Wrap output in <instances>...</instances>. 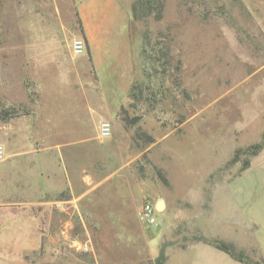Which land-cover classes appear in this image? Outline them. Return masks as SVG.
<instances>
[{"label":"rangeland","instance_id":"rangeland-1","mask_svg":"<svg viewBox=\"0 0 264 264\" xmlns=\"http://www.w3.org/2000/svg\"><path fill=\"white\" fill-rule=\"evenodd\" d=\"M6 1L13 7L0 0V13ZM121 1L133 19L122 54L135 71L143 68L122 90L107 138L98 125L110 119L90 108L105 90L119 96L121 89L95 85L86 50L74 55L81 31L72 1L59 0L47 15L58 28L60 67H84L83 86L71 71V89L7 87L2 67L25 66L15 41L0 40V114L36 106L6 105L7 98L71 94V202L61 190L50 220L59 226L57 247L30 252L26 264H43V254L54 264H71V256L154 264L163 242L208 234L241 237L247 256L264 264V0H144L138 17V0ZM102 58L121 67L117 54ZM56 118L62 131L66 120ZM145 202L155 206V225L139 218ZM176 247L166 250L171 262Z\"/></svg>","mask_w":264,"mask_h":264},{"label":"crops","instance_id":"crops-1","mask_svg":"<svg viewBox=\"0 0 264 264\" xmlns=\"http://www.w3.org/2000/svg\"><path fill=\"white\" fill-rule=\"evenodd\" d=\"M71 1L86 53L93 64V67L85 69L94 74L95 85L121 89L119 96L113 95L114 91L111 96L105 90L104 97L95 103L98 106L90 108L99 117L110 119L108 121L113 127L114 106L124 100L122 90L131 87L137 78L135 72L141 73L143 68L135 71L130 62H125L122 54L128 31L131 36L132 11L121 0ZM10 2L13 3L12 8L8 7L7 1L2 5L0 40L5 35V38L15 41L21 51L20 62L25 67H2L6 86L54 89L55 92L61 87L71 89V71L75 77L72 81L77 79L83 86L79 73L84 71V67H60L58 28L54 30L47 15L50 8L58 7L59 0ZM4 24L11 27L7 29ZM110 52L121 57V67L109 66L102 58ZM27 57L35 67H26L28 63L24 59ZM4 103L36 105L30 111L0 114V144L4 149L3 159L0 160V181L3 184L0 188V264H26L30 252L57 247L59 226L50 220L62 202L61 190L65 189L70 194L69 199L63 202H71V94L62 97L38 95L33 99L20 96L18 99L7 98ZM57 113L67 123L62 131ZM61 135L70 138L64 142ZM208 235L203 236L208 240L225 241L213 234ZM205 239L178 240L170 246H177L180 255L172 258L171 262L166 251L168 246L163 264H245ZM226 242L246 255L250 252L246 248L249 245L241 237ZM42 257L43 264L56 262L52 256L43 254ZM102 260L95 264H125ZM71 264L92 262L71 256Z\"/></svg>","mask_w":264,"mask_h":264},{"label":"built area","instance_id":"built-area-1","mask_svg":"<svg viewBox=\"0 0 264 264\" xmlns=\"http://www.w3.org/2000/svg\"><path fill=\"white\" fill-rule=\"evenodd\" d=\"M72 51L74 55H80L85 51V41L83 37H75L72 41ZM112 131V125L111 122L108 120H102L100 121L98 125V136L101 138H107L110 136ZM4 149L3 146L0 144V160L3 159ZM156 209L153 204L150 202H145L142 204L139 212V218L140 220L148 225L152 226L157 223V217H156Z\"/></svg>","mask_w":264,"mask_h":264},{"label":"trees","instance_id":"trees-1","mask_svg":"<svg viewBox=\"0 0 264 264\" xmlns=\"http://www.w3.org/2000/svg\"><path fill=\"white\" fill-rule=\"evenodd\" d=\"M144 0H138L137 2H135L133 4V16L134 17H138V7L139 5H141L140 2H142ZM259 146H256L255 149L258 150ZM256 152V151H254ZM199 240H204L205 238L203 237H198ZM208 240V239H205ZM209 242H211L212 244H214L216 247L228 252L231 256H233L234 258L238 259L241 262H244L245 264H261L259 261L257 260H252L249 258V256H247L243 251L238 250L235 248V246L232 243H228L226 241H222V240H218V239H213V240H208Z\"/></svg>","mask_w":264,"mask_h":264},{"label":"water","instance_id":"water-1","mask_svg":"<svg viewBox=\"0 0 264 264\" xmlns=\"http://www.w3.org/2000/svg\"><path fill=\"white\" fill-rule=\"evenodd\" d=\"M137 121V118H133L130 120V124H134ZM163 201L159 200L156 203L157 209H161L163 207ZM179 240V237L173 241H165L161 244L157 257L154 258V264H163L165 260V250L168 246L175 244Z\"/></svg>","mask_w":264,"mask_h":264}]
</instances>
